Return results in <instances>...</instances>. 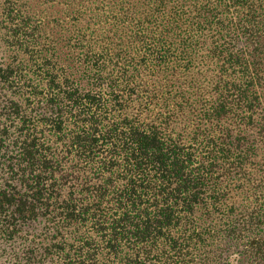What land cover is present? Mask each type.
<instances>
[{
    "label": "trees",
    "instance_id": "trees-1",
    "mask_svg": "<svg viewBox=\"0 0 264 264\" xmlns=\"http://www.w3.org/2000/svg\"><path fill=\"white\" fill-rule=\"evenodd\" d=\"M0 264H264V0H0Z\"/></svg>",
    "mask_w": 264,
    "mask_h": 264
}]
</instances>
